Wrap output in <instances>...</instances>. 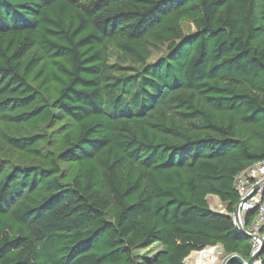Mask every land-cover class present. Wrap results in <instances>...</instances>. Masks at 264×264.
Segmentation results:
<instances>
[{
    "label": "trees",
    "instance_id": "obj_1",
    "mask_svg": "<svg viewBox=\"0 0 264 264\" xmlns=\"http://www.w3.org/2000/svg\"><path fill=\"white\" fill-rule=\"evenodd\" d=\"M263 160L264 0H0V264L248 262Z\"/></svg>",
    "mask_w": 264,
    "mask_h": 264
},
{
    "label": "built area",
    "instance_id": "obj_2",
    "mask_svg": "<svg viewBox=\"0 0 264 264\" xmlns=\"http://www.w3.org/2000/svg\"><path fill=\"white\" fill-rule=\"evenodd\" d=\"M233 186L239 196L235 209L227 213L220 208L219 212L230 217L235 227V220L238 219L239 232H243L251 242L252 257L264 244V160L238 173L233 179ZM249 214L252 218L247 221ZM254 264H260L258 258Z\"/></svg>",
    "mask_w": 264,
    "mask_h": 264
},
{
    "label": "rangeland",
    "instance_id": "obj_3",
    "mask_svg": "<svg viewBox=\"0 0 264 264\" xmlns=\"http://www.w3.org/2000/svg\"><path fill=\"white\" fill-rule=\"evenodd\" d=\"M181 28H182V32L184 35H187L189 33L194 32L193 26L186 21H182ZM166 47H167L166 45L159 46V47H152L151 51H150L151 55H150V58L148 59V63H150V62L154 63L159 58L165 56L167 53ZM110 54H111V59H110L111 64H113L115 62H121L120 58L118 57V53H116L114 50H111ZM127 65L128 64L125 63L122 66L125 67ZM44 151H46V149H44ZM3 153H5V154H3V156L6 157L10 162H13V163H18L21 160L22 161L25 160L22 157H20L18 154H14V153H8L7 154V152H3ZM207 202H208V205L210 206V209L212 211L218 212L220 210V208H219L220 203L216 198L215 199H208ZM218 204H219V206H218ZM157 248H158L157 246L154 247L155 250ZM205 251H206V253H205ZM205 251L200 252L199 254H196L197 256L194 255L198 264H208V263L209 264H225V262L228 259V256L226 254H224V252L222 251V249L220 247L207 248V249H205ZM204 254L210 255V257L209 258L207 257L204 259V257H203Z\"/></svg>",
    "mask_w": 264,
    "mask_h": 264
},
{
    "label": "water",
    "instance_id": "obj_4",
    "mask_svg": "<svg viewBox=\"0 0 264 264\" xmlns=\"http://www.w3.org/2000/svg\"><path fill=\"white\" fill-rule=\"evenodd\" d=\"M236 224H237V227L238 228H241L240 225H239V221L238 219L236 218L235 220ZM244 236H246L243 232H241ZM263 246V245H262ZM262 246H261V249L256 253L254 254L250 260L248 262H244L241 258H239L238 256L236 255H231L229 256V258L227 259V261L225 262V264H254V262L256 261V259L260 256V252L262 250Z\"/></svg>",
    "mask_w": 264,
    "mask_h": 264
},
{
    "label": "clouds",
    "instance_id": "obj_5",
    "mask_svg": "<svg viewBox=\"0 0 264 264\" xmlns=\"http://www.w3.org/2000/svg\"><path fill=\"white\" fill-rule=\"evenodd\" d=\"M210 207V206H209ZM219 208H221V209H224L223 207H222V205L219 207ZM225 211V210H224ZM214 212H216V211H214ZM226 212V211H225ZM216 213H218V214H223V213H220L219 211L218 212H216ZM224 215V214H223ZM228 217V216H227ZM232 220V219H231ZM237 228V227H236ZM238 229V228H237ZM263 246H264V244H263ZM263 246H262V248H263ZM208 248H215V247H208ZM206 249V248H205ZM205 249L204 250H202V251H200V252H203V251H205ZM194 253H196V252H194ZM193 253V254H194ZM193 256V255H192ZM192 256L191 257H189V259L187 260V262L189 263V264H197V261L195 260V261H193L191 258H192ZM228 258H229V256H228ZM250 258H251V256H250Z\"/></svg>",
    "mask_w": 264,
    "mask_h": 264
},
{
    "label": "crops",
    "instance_id": "obj_6",
    "mask_svg": "<svg viewBox=\"0 0 264 264\" xmlns=\"http://www.w3.org/2000/svg\"><path fill=\"white\" fill-rule=\"evenodd\" d=\"M215 198H216V197L209 196V197H207V200H208V199H215ZM216 199L218 200V198H216ZM218 201H219V200H218ZM219 203H220V202H219ZM218 206H219V204H218ZM220 206H221V203H220ZM220 206H219V207H220ZM193 253H194V252H192V253L189 255V257H191V256L193 255ZM195 256H196V255H195ZM189 257H188L187 259H185V261H184L185 264H189V263L187 262V260L189 259Z\"/></svg>",
    "mask_w": 264,
    "mask_h": 264
},
{
    "label": "bare ground",
    "instance_id": "obj_7",
    "mask_svg": "<svg viewBox=\"0 0 264 264\" xmlns=\"http://www.w3.org/2000/svg\"><path fill=\"white\" fill-rule=\"evenodd\" d=\"M206 249H207V248H206ZM199 253H200V252H196V253H194L191 259H192L193 261H195L196 259H195L194 255L199 254ZM205 253H206V251H205ZM196 256H197V255H196ZM203 257H204V259L207 258V257L209 258L210 255L204 254ZM196 261H197V260H196ZM197 264H198V263H197ZM208 264H209V263H208Z\"/></svg>",
    "mask_w": 264,
    "mask_h": 264
}]
</instances>
